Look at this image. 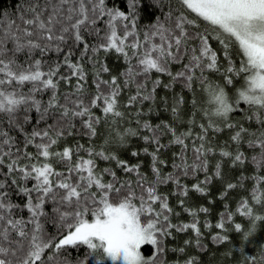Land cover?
<instances>
[{
  "label": "snow or ice",
  "instance_id": "snow-or-ice-1",
  "mask_svg": "<svg viewBox=\"0 0 264 264\" xmlns=\"http://www.w3.org/2000/svg\"><path fill=\"white\" fill-rule=\"evenodd\" d=\"M262 223L264 0L0 7V264H264Z\"/></svg>",
  "mask_w": 264,
  "mask_h": 264
},
{
  "label": "trees",
  "instance_id": "trees-1",
  "mask_svg": "<svg viewBox=\"0 0 264 264\" xmlns=\"http://www.w3.org/2000/svg\"><path fill=\"white\" fill-rule=\"evenodd\" d=\"M8 2H9V0H0V7H5ZM152 15H153V13L148 12L147 16H146V19H150ZM214 46H215V44H214ZM110 63L112 65H115L117 68L122 67L121 62H119V61L112 60V61H110ZM163 94H164L163 91H161L160 95H163ZM188 95H190V94H188ZM121 99L123 100L124 97L122 96ZM199 100H200V103L202 105L207 106L208 97L206 95L200 94L199 95ZM160 118L161 119H169L167 114H162ZM154 122H158V121H154ZM219 139L221 141L227 139V133L225 132V133L221 134ZM82 142H84V141H82ZM69 143H71V141H69ZM98 143H103V141L99 140ZM122 158L128 159L130 163L137 162L136 158L130 157V155H128L127 153H125L122 156ZM140 159H142L144 161V171H147V169H148V161H149L150 158L141 157ZM100 166L104 167V166H107V165L104 164L103 162H101ZM188 183H189V185H191V183H193V181H188ZM247 187H248V189H250L251 185L248 184ZM217 195H218V189L217 188H212L211 189L208 198H202V197H199L198 194L190 193V196H191L190 203L195 204V205H200V204L207 205V199L215 200V203L213 205H208L209 207H211V213L208 216V219L211 220L212 222H215L217 220V218H218L217 217V213L219 211L223 210V203H224V202H221L219 199H216ZM243 195H247V192L246 191H233V192H231L229 194V198L226 199V202L229 204L230 209H232V210L235 209L238 199L241 196H243ZM170 203L173 206H175V204H176L175 198H171L170 199ZM177 211H180V209L177 208ZM180 219H182L184 221H187V220H189V217L186 214H182ZM201 219L203 220V214H201ZM234 221L242 223V225L245 228L248 227L247 221L244 218H242V217H240L238 215L234 217ZM184 238L185 237L183 235H181L178 239H179V241L182 242V240ZM231 239L234 242H238L239 241V237L237 235H235V234L231 235ZM228 247H229L228 245H225L223 248L215 249L217 261H219V259H220V253L226 251ZM85 251H86V249L81 248L79 250V255L83 256ZM142 251L147 254V253L151 252V248L149 246H145L142 249ZM233 251H237V249L233 248ZM245 254L256 258L258 262L260 260L261 255L264 254V223L259 225V228H258L255 236L251 239V242L246 245ZM73 255H75V254H73ZM237 259H240V257L237 256ZM89 264H93V262L90 260ZM106 264H111V262H107L106 261ZM224 264H235V261L232 259V257H229L228 260L224 261Z\"/></svg>",
  "mask_w": 264,
  "mask_h": 264
}]
</instances>
